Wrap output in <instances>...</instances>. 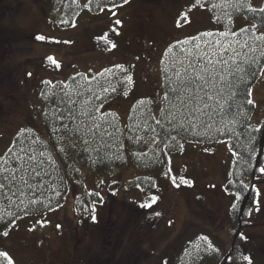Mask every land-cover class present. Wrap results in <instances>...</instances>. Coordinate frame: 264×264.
Instances as JSON below:
<instances>
[{"label": "rangeland", "instance_id": "1", "mask_svg": "<svg viewBox=\"0 0 264 264\" xmlns=\"http://www.w3.org/2000/svg\"><path fill=\"white\" fill-rule=\"evenodd\" d=\"M73 1L66 15L61 13L65 20L59 14L61 23L56 25L55 0H0V156L23 127L46 139L40 101L45 81L56 84L80 75L90 79L109 70L105 72L113 73L121 88L109 106L125 127L137 102L145 97L156 101L162 91V60L169 44L213 26L201 0H115L99 6L92 5L93 0ZM263 3L251 0L255 8ZM65 21L70 23L62 25ZM41 35L45 40L37 39ZM260 50L264 52V45ZM250 96L253 118L260 123L264 75L252 85ZM233 158L225 141L191 146L169 161L180 187L160 178L146 192L126 188L127 180L140 175L132 166L118 176L119 188L117 177L105 179L101 188L87 176L71 184L64 206L50 213L45 225L32 229L33 221L25 219L7 236L0 232V252L8 254L0 256L1 264H9V259L12 264H178L176 256L188 243L195 245L192 252L203 255L207 240L201 237L212 240L208 245L218 243L220 255L226 257L233 245V196L226 186ZM253 187L241 251L254 252V264H264V173L258 172ZM149 191L157 202L141 207ZM96 192L102 200L88 195Z\"/></svg>", "mask_w": 264, "mask_h": 264}, {"label": "trees", "instance_id": "2", "mask_svg": "<svg viewBox=\"0 0 264 264\" xmlns=\"http://www.w3.org/2000/svg\"><path fill=\"white\" fill-rule=\"evenodd\" d=\"M115 0H93L92 5L99 6L102 3H112ZM73 0H55L54 16L52 14V21L59 25L61 21L57 16L61 13L68 12L67 4H74ZM240 3L239 8H233L230 5L224 6L225 0H201V5L204 9H208L211 13L212 24L211 28L205 31H200L197 34L172 42L167 47L162 60V91L159 93L157 100L145 97L141 100L144 104L137 102L130 110L128 122L125 127L121 123L119 114L109 105L120 94V85L115 82L113 73H106L105 71L93 78H87L83 75L74 76L66 82L59 81L56 84L47 83L41 90L40 101L44 109L41 111L42 128L45 131L46 139L31 127H23L14 137L9 149H13L18 153L21 141L24 145L31 144L36 149V154L45 152L46 155H51V160H46L44 165L45 170L49 175L44 176V188L40 190H29L26 186L23 188V195L17 193V196L12 197L15 201L9 204L8 200H0V232H9L13 226H16L21 220H32L33 228L36 229L46 224L47 216L54 211L62 208L66 202L67 194L71 184L77 181H84L85 177L90 176L100 183L101 188L104 187L105 179H113L117 177L116 187L119 188L122 182V177L118 178L122 172L129 167H135L139 176H133L126 181V188H133L136 190L147 191L154 189L160 178L167 181L175 180L171 169L168 168L169 161L175 155L184 154L185 150L191 146H206L220 141L227 142L232 154L234 151H239L243 154L244 159L248 163H243L239 157L233 155V165L230 172V179L227 181V190L232 193L233 202L229 209V219L231 220V234L233 245L231 251L225 257L220 255L221 248L218 243L207 244L212 240H208L207 245L201 247V253L205 256H210L207 259L199 253L192 252L195 250L194 243H188L181 252L176 256L178 264L182 261L186 264H207L208 260L216 264H240L242 261L248 264H254V252H246L242 254L241 246L243 243V236L246 229L249 227V213L252 208L254 197L253 185L255 183L256 175L259 169L264 165V119L257 123L254 119L255 105L245 103V96L250 92L252 85L259 77V72L264 66V53L260 48L264 45L262 41H255L249 39L259 35L260 31L264 30V13L260 10L262 8H255L251 4V0H237ZM215 3L221 5L218 8H212L211 4ZM250 8H255V11H250ZM224 13L231 14V19L224 17ZM74 16V14L70 13ZM63 15V14H62ZM61 15V16H62ZM71 15L67 18L70 20ZM221 16V19H217ZM63 17V16H62ZM58 19V20H57ZM65 20V18H61ZM57 20V21H56ZM60 22V23H58ZM70 22L62 23V25ZM252 25L256 27L253 28ZM230 29L232 32L240 33L239 37L230 36L228 39L235 41L236 39H249V45L255 46L257 51L253 54L257 58V64L252 66V71L257 75H250L247 72L243 73L241 78L233 81L234 88L226 89L225 95L221 98V103L229 100V92H234L236 95L229 102L232 104V111H240L243 113L239 117V123L236 125L237 131L244 133L237 140L234 136L214 132L209 129L207 135H193L191 132L174 127L178 124L180 117L169 122L167 113L169 111L175 112L167 101L163 99L168 90V81L164 68L167 66L172 68V61L174 58L183 59L181 48H188L197 43L195 37L200 38L203 42L213 39H221L218 35L214 37H204L201 34L205 32H212L218 34ZM247 29V33L240 30ZM185 40H191L192 44L184 45ZM239 50V45H235ZM171 48V51L169 49ZM244 51H247L245 49ZM62 85H68L69 89L75 91H82L84 98H90L93 105L99 108L96 113L98 118L103 115L99 122L103 129H107L112 135H103L99 133L93 135L88 132L87 125L89 119L86 116H79L78 113L81 108V97L72 95V100L76 103L61 102L57 93L60 92ZM82 86V87H79ZM115 88L113 92L111 89ZM91 91H88V89ZM108 88V92L103 89ZM92 93H99L101 99L92 97ZM251 99V96H248ZM140 100V101H141ZM69 109H73L77 113L75 121L69 116ZM159 120L161 123L157 124ZM215 124L213 127H221L220 117L214 116ZM67 124L69 128H80L79 135H73L66 131L63 126ZM244 125H247L245 132ZM25 130H31L25 131ZM201 129L198 127L197 132ZM255 130V131H253ZM252 133L248 136L247 133ZM30 137V139H29ZM174 137V139H173ZM88 143L85 144L84 141ZM55 146V147H53ZM8 149V150H9ZM63 149V151H61ZM247 149V151H245ZM8 150L0 157H4ZM39 171V169H37ZM173 178V179H172ZM30 180L29 183L35 184L39 181ZM189 180V178H188ZM243 180L248 185L246 191L241 189L240 181ZM55 186L53 188L52 186ZM149 185H152L149 187ZM58 193V194H57ZM236 193L240 194V199L236 198ZM38 199L36 204L29 203L30 200ZM23 201V204L21 203ZM42 201V203L40 202ZM252 201V202H251ZM144 202H147L144 200ZM233 204L236 208H233ZM27 205V207H25ZM44 205H47L45 207ZM5 213H11L6 215ZM43 222V223H41ZM193 253V256L190 254ZM196 255V256H195ZM201 256L198 260L197 257ZM248 257L249 259H245ZM188 258V260H186ZM196 262H195V260ZM2 260L0 261L1 264Z\"/></svg>", "mask_w": 264, "mask_h": 264}, {"label": "snow or ice", "instance_id": "3", "mask_svg": "<svg viewBox=\"0 0 264 264\" xmlns=\"http://www.w3.org/2000/svg\"><path fill=\"white\" fill-rule=\"evenodd\" d=\"M126 2V0H125ZM211 3V0H209ZM242 2V0H241ZM196 4H200V0H196ZM231 6L233 8H239L240 3L237 0H225L224 6ZM202 6V5H201ZM221 5L215 3L211 4L212 8H218ZM250 11H255V8H250ZM264 13V9L260 10ZM224 17L231 19V14L224 13ZM218 20L221 19V16L216 17ZM66 22V21H65ZM117 24L121 22L116 21ZM255 28V25H252ZM243 33H247V29L240 30ZM260 31L259 35L254 37H249V39H254L255 41L264 42V31ZM204 37H214L218 35L221 39L207 40L203 42V46L200 42L199 37H195L197 43L188 48H181V53L183 54V59L174 58L172 61V68L169 69L167 66L164 68L166 74V80L168 81V90L166 91L163 99L168 102L171 108H174L176 111L167 113L166 119L171 121L177 119V115L180 117L178 124L174 127H178L185 132H191L193 135H207L209 129L214 132H220L222 134H228L230 137L234 136L239 139L244 133L237 131L236 125L239 123V117L243 115L242 112L232 111V104L229 102L236 95L234 92H229V100L221 103V98L225 95L226 89H233V81L241 78L242 74L247 72L250 75H257L255 71H252V66L257 64V58L253 55L257 48L255 46L249 45V39H236L232 41L228 37H239L240 33L232 32L230 29H227L225 32L214 34L212 32H205L201 34ZM37 39L45 40V36H38ZM182 43L184 45L192 44L191 40H185ZM235 45H239V50ZM247 49V51H244ZM171 51V48L169 49ZM264 56V53L260 54ZM56 67H59V63L55 61L52 57L48 58ZM119 67V66H118ZM109 71V70H106ZM260 75H264V68L259 72ZM95 79V77H93ZM128 80H131V77H127ZM45 83H50L45 81ZM82 87V86H79ZM113 92L115 88L111 89ZM88 91H91L89 88ZM104 92H108V88L103 89ZM78 95L81 99V108L78 113L79 116H86L89 119V124L86 126L88 132L96 135L99 133L101 136L109 135L112 133L108 132L107 129L102 130V126L99 122V119L96 116V113L99 112V108L96 105H93L90 98H84V93L82 91H73L69 89L68 85H62L60 92L57 93V96L60 97L61 102L67 103H76L72 100V95ZM127 93H125L126 95ZM250 92L245 96L246 104H253V100L249 99ZM92 97L96 99H101L99 93H92ZM139 103L144 104L145 101L141 100ZM69 116L73 121L77 118V113L73 109H69ZM214 116L220 117L221 127H213L215 124ZM157 124L161 122L156 121ZM201 130L197 132V128ZM63 128L73 135H79L80 128L77 126L75 129L69 128L67 124ZM245 132L247 131V125H244ZM31 131V130H25ZM255 131V130H253ZM248 136H251L252 133L248 132ZM30 139V137H29ZM174 139V137H173ZM35 141H31L28 145H24L21 141L18 153L13 149H9L4 157H0V200H8L9 204H13L15 201L12 197L17 196V193L23 195V188L21 186H26L29 190H40L44 188L45 181L43 180L44 176L49 175L45 170L46 160H51V155H46L45 152H40L36 154V149L31 146ZM85 144L88 143L87 140L84 141ZM55 147V146H53ZM63 151V149H61ZM247 151V149H245ZM233 155L239 157V160L243 163H248L244 159V156L239 151H234ZM39 169V171H37ZM261 173H264V167L259 169ZM39 177V181L35 184L29 183L30 180L36 181ZM173 184L176 187H180V184H177L173 179ZM184 183H187L185 181ZM241 189L246 191L248 185L240 181ZM152 185H149L151 187ZM55 188V186H52ZM58 194V193H57ZM259 195V190H257ZM89 196L100 197V193H88ZM146 201L142 203L141 207L151 208L153 204L157 202L158 197L152 195L151 192L145 193ZM236 198L240 199V194L236 193ZM38 199L30 200L29 203L36 204ZM102 200V197H100ZM42 203V201H40ZM23 204V201H21ZM258 203V202H257ZM47 207V205H44ZM27 207V205H25ZM233 208H236V205L233 204ZM87 210V209H86ZM94 210V204H93ZM6 215H11V213H5ZM159 215V213H157ZM92 219H95L93 215ZM43 223V222H41ZM59 227V225H57ZM7 236V232L3 233ZM203 240H207L206 237H201ZM198 247V246H197ZM0 256L7 258V252H0ZM245 259H249L245 257ZM9 264H12L9 259Z\"/></svg>", "mask_w": 264, "mask_h": 264}, {"label": "flooded vegetation", "instance_id": "4", "mask_svg": "<svg viewBox=\"0 0 264 264\" xmlns=\"http://www.w3.org/2000/svg\"><path fill=\"white\" fill-rule=\"evenodd\" d=\"M51 264V263H50Z\"/></svg>", "mask_w": 264, "mask_h": 264}]
</instances>
